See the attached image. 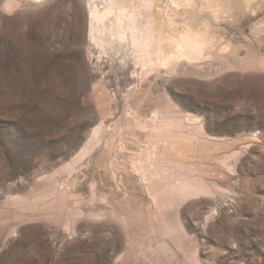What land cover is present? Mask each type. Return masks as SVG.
Returning a JSON list of instances; mask_svg holds the SVG:
<instances>
[{"label": "rangeland", "instance_id": "rangeland-1", "mask_svg": "<svg viewBox=\"0 0 264 264\" xmlns=\"http://www.w3.org/2000/svg\"><path fill=\"white\" fill-rule=\"evenodd\" d=\"M106 1L0 0V264H264V0Z\"/></svg>", "mask_w": 264, "mask_h": 264}, {"label": "bare ground", "instance_id": "bare-ground-1", "mask_svg": "<svg viewBox=\"0 0 264 264\" xmlns=\"http://www.w3.org/2000/svg\"><path fill=\"white\" fill-rule=\"evenodd\" d=\"M106 2L108 4L106 10L109 12V14H115L118 19L119 47L125 44L129 47L128 50L132 51V54H128L125 52L123 56H120L121 66L123 65V68H127L133 56H138L139 59L149 58L150 60L151 58H153V56H156V59L159 60L157 64V75H161L164 71L163 69L168 67V63L165 58V52L161 45L158 47L157 51L151 50L152 43L150 42L152 38H154V41L157 42L160 39V31L158 29L157 17L154 16V14H150L151 12L149 11L148 18L141 17V13H139L141 12L139 10V6L136 5L133 0H107ZM150 5L152 6V4ZM91 15L98 16V18L100 17L101 19H104L105 17V14H101V12H99L96 8H93V10H91ZM143 22L147 24V28H149L150 30L149 41L145 40L146 30L143 28ZM123 47L122 49H124ZM124 50L126 51V46ZM143 63L145 65L152 64L151 62L150 64L147 63V61L145 60L143 61Z\"/></svg>", "mask_w": 264, "mask_h": 264}]
</instances>
